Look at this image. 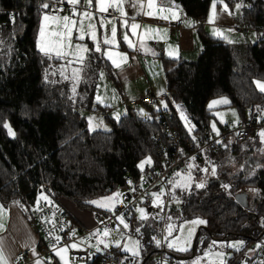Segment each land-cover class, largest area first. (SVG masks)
Instances as JSON below:
<instances>
[{
	"label": "trees",
	"instance_id": "1",
	"mask_svg": "<svg viewBox=\"0 0 264 264\" xmlns=\"http://www.w3.org/2000/svg\"><path fill=\"white\" fill-rule=\"evenodd\" d=\"M173 1L198 23L202 50L192 61L161 57L168 103L163 112L170 115L169 126L184 141H191L192 136L174 107L181 104L192 122L193 135L204 139L212 133V115L206 108L209 99L227 97L240 122L264 107V92L258 91L254 83L264 81V39L257 33L253 43L232 44L208 37L201 25L212 0ZM237 1L224 0V3L232 7ZM240 1L242 24L256 31L264 29V0ZM41 2L0 0V202L15 203L30 225V209L44 196L45 185L51 186L53 197L70 200L77 208L90 210L91 216L95 211L107 215L110 210L94 208L90 202L127 189L129 182H140L162 166L151 141V135L161 134L162 127L156 122V111L152 108L142 107L143 111L128 108L117 120L104 117L110 126L108 131L88 130L76 109L83 106L104 111V107L92 106V84L78 83V94L72 97L69 84L51 72L57 60H49L37 50L34 39L43 10ZM240 54L245 62L238 65L236 55ZM5 122L15 135L8 134ZM255 137L258 141V134ZM241 141L227 138L216 150L207 152L211 163L221 169L217 177L210 178L203 188L177 192L184 205L179 212L170 210L176 216L172 219L205 220L207 223L197 237L204 232L215 239L264 240V153L259 155L255 144L242 150ZM146 158L151 160L147 164L149 172L138 167ZM237 192L246 193L248 208L237 210L234 200ZM71 226L83 227L72 217ZM34 231L37 235L34 251H39L44 243ZM157 232L144 225L135 233L142 244L138 264L155 263L158 246L152 238ZM116 255L101 256H109L121 264ZM99 262L97 254L88 264Z\"/></svg>",
	"mask_w": 264,
	"mask_h": 264
},
{
	"label": "crops",
	"instance_id": "2",
	"mask_svg": "<svg viewBox=\"0 0 264 264\" xmlns=\"http://www.w3.org/2000/svg\"><path fill=\"white\" fill-rule=\"evenodd\" d=\"M212 1L210 3L206 20L201 25L202 32L208 37L219 39L226 43H253V41H251L253 34L249 33L251 30L243 31L240 28L242 23L241 15L243 6L237 10L235 6L230 7L227 4L229 11L232 13L229 15L228 12L222 11L223 4L218 3L215 9L217 15L214 17L213 22L209 23V14L213 12ZM85 2L86 0H81V4H85ZM142 2L144 3L143 10H140L139 4L137 5V8H133L129 3L126 2L124 4V10L127 13L126 17H121L118 11H114L116 16L106 19V21H112L115 23L117 27L116 46H108L103 44V38L106 32L107 35L111 37V23H106V27L101 28L98 31L103 50H110L114 54H125L127 57L126 62H121L120 57L114 55V58L117 59V62L121 63V68H116L113 66L112 62L104 56L105 61L113 70L115 93L111 90V95L114 97L117 96L119 101L115 108V114L119 117L123 115L128 108L139 106L140 104L129 106L128 102L130 100L138 99L147 91L161 96V103L162 101L166 102L165 96H167V91L161 66V57L192 61L193 58H197L202 50V42L197 32L198 23L192 17L186 15L176 1L155 0L156 7L154 9H149L147 7V0H142ZM64 5L67 6V13L70 10V6L67 4ZM161 7H164L163 12L160 11ZM149 11L154 12V15H144L145 12ZM92 12L99 21L100 18L98 17L95 9V0H93ZM172 13H175L179 19H171ZM160 16H168L169 19H161L159 18ZM133 17L135 19H133ZM124 20H127L128 22L127 28L123 26ZM178 20L182 21L184 25L180 32L168 29V22ZM186 21H192V26H186ZM132 23L140 25V28L136 30V34H133L130 28ZM148 29H159V31L152 32L148 31ZM214 30L219 31L222 34L215 35ZM125 32L128 33L129 40L133 44L132 48H129L128 44L123 39ZM224 37H227V39ZM255 39L257 40V37ZM80 78L81 74L78 79L79 83H81ZM63 80L69 84L72 90L73 86L78 85V82L75 80ZM140 106L144 107L142 105ZM263 109L264 107L258 113L264 114L262 111ZM255 134H252L249 137L256 138ZM106 197L96 198L92 201H104ZM57 200L60 206H62L76 222L80 223V225L83 227L93 229V220L90 210L79 209L72 201L62 197L57 198ZM90 204L94 208H100L104 210H108L113 206L111 203H109L107 207H98L96 204ZM0 205L3 206L6 212V215L0 219V222L5 224L4 231L0 232V238L3 239V250L8 264H14L16 253L19 250L24 248H31L34 250L36 248L37 235L34 229L28 223L27 218L15 203H8L4 205L0 202ZM227 239L232 240L239 238L228 237L226 239L221 238L216 240ZM241 240L243 246L238 244L233 250L227 248L230 253L229 256L226 257L224 264H246L253 262L257 259L259 251L264 248V240L261 241L255 237L247 242L244 239ZM254 242H261L263 245L259 246L258 248L252 247V250L249 251L247 247ZM170 250L173 254H175L172 249ZM37 260L40 261V264L55 263L54 257L49 260L32 257L23 264H36Z\"/></svg>",
	"mask_w": 264,
	"mask_h": 264
},
{
	"label": "rangeland",
	"instance_id": "3",
	"mask_svg": "<svg viewBox=\"0 0 264 264\" xmlns=\"http://www.w3.org/2000/svg\"><path fill=\"white\" fill-rule=\"evenodd\" d=\"M237 3L242 5L241 1L238 0L234 6H236ZM79 9H80V11H83L80 8V6H79ZM91 11H92V9H91ZM45 12H51V11L43 9L41 14H40L39 24H38L37 32H36L35 39H34L35 46H36V40H37L38 35H39V28H40V22L42 19V15ZM70 14L71 13L69 10L67 13L65 11L64 13H62L60 15H70ZM94 22L97 24V39L100 41L98 31L101 28L99 26V21L97 19H95ZM249 33L253 34L251 41L254 42L256 40L255 38L258 37V35H256L257 33L254 30H251ZM74 35H76V33H74ZM78 42L85 44L89 48H94L93 40L90 38L86 37V39L84 41H76V40L72 41L73 44H76ZM101 48H102V46H101ZM102 50H103V48H102ZM53 59H55V58H53ZM195 59L196 58H193V60H195ZM56 60L57 61L52 64L51 72L53 74L56 73L60 77L59 79H61L63 81V79H65V78L60 75V71H61L62 66L65 65V61L64 60H58V59H56ZM236 61H237L238 65L243 64L245 62V58H244L243 54L236 55ZM81 67H82V71L79 72V77L81 74L80 81L85 82L86 84H92L91 85L93 88L92 106H94L96 104L99 106H102V107H104V111L103 110H99V111L87 110L86 107H83V106L77 108L76 110L84 118L89 131H94V130L108 131L110 129V126L106 123L104 117L107 116V117H109L111 119H115V120H117L118 119L117 117H119L118 115L115 114V108L118 105L119 101L117 99V96L114 97L111 95V90L115 93L113 70L111 67H109L108 63L105 61V58H104V55L102 54V52L92 51V52L87 54L86 59L83 63V66L76 63V64H73L71 67H66L65 68V75L68 77V79L75 80L76 82L79 83V80H78L79 77L78 78L73 77L72 68H81ZM105 68H107V70ZM101 72L103 73V79H101V76H100ZM258 81L264 83V81H261V80H258ZM255 86H256L257 90L260 91L259 88L257 87L256 83H255ZM77 90H78L77 86H75V93H73V90H72V97L77 96V94H78ZM78 97H79V95H78ZM97 97H100L99 101L97 100ZM225 99L228 101V98L225 96L213 97V98L209 99L206 103V108H208V110L210 111V113L212 115V117L210 119V128H211L212 133H216L219 129V126L234 124L236 121H238L236 110L233 107L228 105L229 101L227 104L221 102ZM214 101L216 103H213ZM160 105L163 108V110L168 108V103L165 101H162V103L160 101ZM177 105H179V108H177ZM174 107L176 108L179 119H180L182 125L184 126V128L187 130L189 135L192 136V138H195V136L193 135L192 122L189 119L188 114L186 113L183 106L179 103H176L174 105ZM130 108L135 109V110H138V109L143 110L144 109L140 105L135 106V107H130ZM233 113H235V115H233ZM181 114H183L184 118H182ZM90 117L92 118L91 127L89 124V118ZM213 124H215L216 131H213V127H212ZM258 138H259L258 141H256L255 138H251V137H248L247 140H245V141L242 140L239 143L241 149L243 150V149L247 148L248 146L254 147V144H255L259 149V150H256L257 153H259V155H261L262 153H264V143L261 142L259 135H258ZM256 142H258V143L256 144ZM192 157H194V156H192ZM192 157H190L186 161V166L184 169L173 171L171 183L167 187V191L169 194L168 204L176 203L178 201V199H179L177 197L178 191L185 192L189 188L196 187V185L199 183L205 184L210 178H215L219 175V171L221 169L219 168L218 165H214L213 163H211V161L207 157V151L203 152V155L201 157L202 160L200 162L198 161V158H196V157H195V160H192L191 159ZM146 159H142L138 163V165H140V163ZM231 159H232V161L236 160V158H231ZM189 164L192 165L191 168L188 167ZM145 165H147V164H145ZM145 165H144L143 169L145 168ZM213 166L216 168L217 174L215 176L211 175V169ZM143 169L140 168L141 171H143ZM202 169H208V171L205 172V171H202ZM177 172H180L181 176H176L175 174ZM189 177H190V179H189ZM177 181H179L181 184L187 183L189 185V187L187 189L180 188V187H173V184H175ZM121 191H126V190H124V189L118 190L117 192L121 193ZM155 193H162L160 199L163 201V205L161 207H157V206L153 205L152 201L154 198L151 195L152 193L149 194V197L151 200L149 206H144L142 203H137L135 208L131 209L130 211H128L126 213L119 215V216H123L125 219V222L129 224L128 229H124L123 225L120 224V222L117 220V217H116V219H115L116 228L115 229H117V228L120 229V233H122L123 239H121V235L117 234L115 231H113L112 235L110 237H107V238H105L101 235H97V236L91 235L93 241H92V243L87 245L89 255L95 256L96 254H98V255H100V257H102L101 255H103V254H106V255L117 254L116 258L118 259V261L120 263L127 261L128 263L138 264L141 261L142 244L140 242L141 238L135 234V233H137L136 228L140 227V226L147 225L152 230L155 229V231L156 230L158 231L156 221L158 220V218L162 217L164 206H165L164 198H163V191L155 192ZM111 196H113V195H109L107 197H111ZM250 200L252 201V199H250ZM116 202H118V201H116ZM138 208H143L145 210V212L148 216V219H146V220H140L139 219L140 214L137 211ZM172 217L176 218V216L173 215L170 212V210L168 209L166 211V215H165L164 237L168 235V232H167L168 225L172 224L174 226L172 236L168 237L169 240H172L174 238L179 237L181 239V243H182L183 238L187 236V230L189 228L195 227V232L192 236L191 244L187 246L188 247L187 251H179L176 248H170L176 254L175 256H176L177 264H196V262L198 260H199V264H220L221 258L217 257V255H216L217 253H221V252L224 253V256L222 257V259L225 262L226 257L229 256V253H230L229 250H227V248H230L231 250L235 249V247H230L229 245L241 244V246H243L242 240L240 238L239 239H232V240H228V239L227 240H216L210 236H207L204 232H201L197 237L199 230L203 229V225L194 226V225H191L189 223L190 221L197 219V217H192V218L185 219V220H180L178 218H177V220H175V219L173 220ZM182 224L184 225L183 231H181L179 229V226ZM93 226H94V224H93ZM104 229H105L104 227H102L100 229L94 228V230L91 232V234L97 233L98 231H99V233H102ZM129 238H131V241L139 240V242H140V247H139L140 255L137 257H133L130 253L122 251V247L125 243H127L129 245V247L133 246L130 243ZM98 239H104L105 242H107L109 244V247L105 248L103 244H97ZM117 240L121 241V248H118L115 246V241H117ZM213 242H215V243H213ZM164 245H165V247L169 248L167 246L166 241L164 242ZM262 245L263 244L261 242H254L253 244L248 246L247 249L250 251V250H252V247L258 248L259 246H262ZM97 247L100 248V251H97ZM60 248H65V247H60ZM72 248H79V246L72 247ZM206 253L208 255H206ZM119 254H121V255H119ZM63 255H64V260L62 261L60 259V257L55 254V251L52 252V256L54 257V261L56 264H86L84 262H72V261H70L68 249H67L66 253H63ZM177 255H179V256H177ZM127 259H129V260H127ZM99 264H109V263L108 262H104V263L99 262Z\"/></svg>",
	"mask_w": 264,
	"mask_h": 264
},
{
	"label": "built area",
	"instance_id": "4",
	"mask_svg": "<svg viewBox=\"0 0 264 264\" xmlns=\"http://www.w3.org/2000/svg\"><path fill=\"white\" fill-rule=\"evenodd\" d=\"M45 2L51 4L52 0ZM83 5L84 4L81 5V8L84 10ZM53 7H63L64 10L60 12V14L67 10V6L65 5L61 6L59 4H54ZM48 10L52 11V8ZM12 13L16 14L15 11H12ZM97 15L99 18L103 16L105 19H110L116 16L115 12L112 10H109V13H97ZM183 26V22L180 20L167 23L168 29L176 32H180ZM240 28L243 31L254 30L242 23ZM254 31L264 39V29ZM160 99L161 96L147 91L138 99L130 100L128 105L135 106L140 104L156 111L155 120L162 127V133H153L151 135V141L156 150V154L161 161V168L153 175L149 174L140 182L130 183L129 188L124 189L126 191H121L122 195L119 198H115L114 207H112L107 215H103L97 211L93 212V229L104 227L110 230H115L116 217L135 208L137 203L149 206L151 201L149 194L163 191L165 206L162 217L157 220L159 226L155 237L156 239L164 241L166 211L169 209L179 212L184 205L182 200L168 204L169 194L167 187L171 183L173 171L184 169L186 161L192 156L201 158L204 151L208 152L209 150H216L227 138L244 140L250 135L264 130V114L258 113L250 116L243 122L236 121L234 124L222 125L220 130L216 133L208 134L204 139L195 136L191 141H184L177 132L169 126L168 118L170 115L163 112L164 110L159 105ZM217 141H220V143H217ZM145 169L146 172H149L148 165H145L144 170ZM43 194L48 197V201H51V203L38 198L34 206L30 209L29 217L31 225L40 235L44 247L39 251H35V255L31 248L19 250L16 253L14 264H23L32 257L45 260L52 259V252L54 251L53 246H55L56 249L66 247L70 257L69 259L72 262H84L86 264L91 262L94 256L89 255L87 245L93 241L91 236L93 229L71 226L70 215L62 206H60L57 198L53 197L50 185L44 186ZM37 208H39V211L36 210ZM56 237L60 238L59 242H57ZM211 237L215 239L214 236L211 235ZM73 244H76L79 248H72L71 245ZM100 262L119 264L115 259L109 256L100 257ZM154 264H176V258L171 250L165 247L164 242L161 246L157 247ZM246 264H264V248L259 251L255 261Z\"/></svg>",
	"mask_w": 264,
	"mask_h": 264
},
{
	"label": "snow or ice",
	"instance_id": "5",
	"mask_svg": "<svg viewBox=\"0 0 264 264\" xmlns=\"http://www.w3.org/2000/svg\"><path fill=\"white\" fill-rule=\"evenodd\" d=\"M126 2L129 3L131 5V7H133V8H137L138 4H139L140 10H143V8H144V3L142 2V0H95V9H96L97 13H102V14L109 13V10L112 9L113 11H118L120 13L121 17H126L127 13L124 10V4ZM218 3L223 4L222 11L228 12L229 15L232 14L228 9V5L226 3H224V0H213V2H212L213 12L209 14V17H208L209 23H212L214 20V17L217 15V13L215 12V9H216ZM54 4H59L61 6H63L64 4L69 5L71 14L70 15H60V12H62L64 10L63 7L54 8L53 7ZM79 6H81V0H52L51 4L48 2H43V0H42L40 7L42 9H45V10L52 8V11L51 12H45L42 15V19L40 22V28H39V35H38V38L36 40V47H37L38 51L40 53H42L45 57H47L49 60L55 58L58 60H64L65 61V65L62 66L61 71H60V75L63 76L65 79H68V77L65 75V68L71 67L73 64H76V63L83 66V63L86 59L87 54L92 52V51L102 52V54L108 60H110L112 62L114 67L121 68V63L117 62V59L114 58V55L119 56L121 62H126V60H127L126 55L121 54V53H115L114 54L110 50H102L101 42L97 39V24L94 22L96 19V16L91 11V9L93 8V0H86L85 4L83 5V8H84L83 11L79 10ZM241 6H242L241 4L237 3L235 7L237 10H239L241 8ZM147 7L149 9H154L156 7L155 0H147ZM160 11L163 12L164 7H161ZM144 15L153 16L154 12H152V11L145 12ZM159 18L165 19V20L169 19L168 16H160ZM133 19H135V18L133 17ZM171 19L176 20V19H179V17L175 13H172ZM106 23L112 24L111 37H109L107 35V32H106L104 35V38H103V44L108 45V46H116L117 45V41H116L117 27H116L115 23H113L112 21H106V19L102 16L99 19L100 28H105ZM192 23H193L192 21H186V26H192ZM123 26L126 28L128 27L127 20H124ZM130 28H131L133 34H136V30L138 28H140V25H138L136 23H132L130 25ZM148 31L157 32V31H159V29H148ZM74 33H76V35H74ZM214 34L215 35H221L222 33L214 30ZM86 37L93 40L94 48H89L85 44L79 43V42L76 44L72 43L73 40L84 41L86 39ZM224 38L227 39V37H224ZM123 39L128 44L129 48L133 47V44L130 42L127 32H125ZM229 42H231V41H229ZM80 71H82V67L81 68H72L73 77L78 78ZM46 74H47V70H46ZM100 76H101V79H103V73L102 72L100 73ZM255 83H256L257 87L259 88V90L261 92H264V83H262L260 81H256ZM73 93H75V86L73 87ZM97 100L99 101L100 97H97ZM221 102L225 103V104L228 103V101L226 99L221 101ZM213 103H216V102L214 101ZM177 108H179V105H177ZM141 111H143V110H141ZM262 111H264V110H262ZM181 115H182V118H184L183 114H181ZM233 115H235V113H233ZM91 120H92V118L90 117L89 118L90 127H91ZM4 127L6 129H8L9 135H15V133L12 131V129L9 127V125L6 122L4 123ZM212 127H213V131H216L215 124H213ZM258 135L261 139V142L264 143V130L260 131L258 133ZM217 143H220V141H217ZM191 159L195 160V157H192ZM150 163H151V160H150V158H148V159L142 161L140 163V165H138V167L143 169L145 164H150ZM188 167L191 168L192 165L189 164ZM202 171L207 172L208 169H202ZM216 174H217L216 168L213 166L211 169V175L215 176ZM175 175L181 176V173L177 172ZM189 179H190V177H189ZM129 183H131V182H129ZM204 186H205L204 183H199L196 185L197 188H203ZM173 187H180V188L187 189L189 187V185L187 183L181 184L179 181H177L175 184H173ZM224 187L227 188L228 185H224ZM121 195H122L121 193L117 192V193H114L113 196L105 198L104 201H91L90 203L96 204L98 207H107L108 204L111 203L114 207L115 198H119ZM151 195L154 198L152 201L153 205L157 206V207H161L163 205V201L160 199L162 193H155L154 192ZM40 199L48 201L47 196H41ZM48 202L51 203V201H48ZM36 210L39 211V208H37ZM108 210H111V208H109ZM137 211L140 214V216H139L140 220L148 219V216H147V214L143 208H138ZM5 215H6V212L3 208V206L0 205V219H2V217ZM117 220L120 222L121 225H123L124 229L129 228V224L125 222V219L123 216H118ZM189 223L191 225L196 226V225L206 224L207 222L203 219L197 218V219L190 221ZM4 229H5V224L0 222V232L4 231ZM179 229L181 231H183L184 225L183 224L180 225ZM173 230H174V226L172 224H169L168 228H167L168 235L164 237V241L156 239V237H153L152 239L155 241V243L158 247L161 246V244L166 241L167 246L169 248H176L179 251H187L188 250L187 246L191 244V239H192V236L195 232V227L189 228L187 230V236L183 238L182 243H181V239L179 237L174 238L172 240L168 239V237L172 236ZM113 231H115L117 234L121 235V239H123V235H122V233H120L119 228H117L115 230H110L108 228H105L102 233H99V231H98L97 233H92L91 235L92 236L101 235V236L107 238V237H110L112 235ZM136 232L137 233L140 232V227L136 228ZM59 239H60L59 237H56L57 242H59ZM129 241L133 246L129 247V245L127 243H125L122 247V251L130 253L133 257L139 256L140 255V252H139L140 242H139V240L131 241V238H129ZM213 243H215V242H213ZM97 244H103L105 248L109 247V244L107 242H105L104 239H98ZM25 246H27V245H25ZM115 246L118 248H121V241L120 240L115 241ZM229 246L230 247H237V245H235V244H232ZM71 247H77V245L73 244V245H71ZM53 248H54L55 254L57 256H59L60 259L63 261L64 260L63 253H66L67 248L65 247V248L56 249L55 246H53ZM97 251H100L99 247H97ZM33 254L35 255L34 250H33ZM206 255H208V254L206 253ZM216 255H217V257L221 258L220 264H224V260L222 259V257L224 256V253L221 252V253H217ZM0 264H8V261L5 258V254H4V250H3V239L2 238H0ZM36 264H40V261L37 260ZM121 264H123V262H121ZM196 264H199V260L196 262Z\"/></svg>",
	"mask_w": 264,
	"mask_h": 264
},
{
	"label": "water",
	"instance_id": "6",
	"mask_svg": "<svg viewBox=\"0 0 264 264\" xmlns=\"http://www.w3.org/2000/svg\"><path fill=\"white\" fill-rule=\"evenodd\" d=\"M234 200L237 203V210H239L240 208H248V199L246 193L243 192L235 193ZM262 232H264V228Z\"/></svg>",
	"mask_w": 264,
	"mask_h": 264
}]
</instances>
